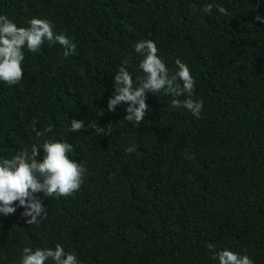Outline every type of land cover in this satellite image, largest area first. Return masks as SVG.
<instances>
[{
    "label": "trees",
    "instance_id": "1",
    "mask_svg": "<svg viewBox=\"0 0 264 264\" xmlns=\"http://www.w3.org/2000/svg\"><path fill=\"white\" fill-rule=\"evenodd\" d=\"M208 3L230 15L204 13ZM0 14L21 27L47 18L77 43L67 58L59 44L25 49L23 79L0 82V156L30 152L51 125L46 136L72 144L87 168L73 195L38 194L39 225L22 207L0 214V264L56 244L82 264H219L223 249L264 264V0H0ZM144 39L171 72L177 58L190 67L199 117L163 93L147 95L140 125L124 120L127 104L107 110L125 60L143 75L134 45ZM73 118L112 124L111 135L69 132Z\"/></svg>",
    "mask_w": 264,
    "mask_h": 264
},
{
    "label": "clouds",
    "instance_id": "2",
    "mask_svg": "<svg viewBox=\"0 0 264 264\" xmlns=\"http://www.w3.org/2000/svg\"><path fill=\"white\" fill-rule=\"evenodd\" d=\"M213 7L222 15H230L220 4L208 3L202 10L211 14ZM256 20L264 23V17L259 14ZM28 25L17 26L6 14H0V82L9 86L18 84L24 77L22 63L25 49L29 53H38L47 42L49 45L59 44L64 49L65 58L76 53L77 43L66 34L57 33L51 20L33 17ZM134 49L143 57L139 63L143 75L134 79L125 60L113 77L114 93L108 100L107 110L114 112L117 105L127 104L124 120L140 125L149 111L147 95L163 93L172 97V107H184L199 117L204 101L202 98L193 99L197 81L190 67L177 58V70L171 72L158 55L156 42L151 39L138 41ZM182 96L185 97L183 100L180 99ZM82 129H92L97 135H111L112 124L100 127L95 120L85 124L84 120L73 118L69 132H80ZM52 131L51 125L42 131L37 130L36 136L43 138V142L33 143L30 152L25 149L11 158L0 156V214L12 215L18 207H22L21 216L25 222L39 225L47 218V210L38 194H43L45 198H60L79 191L87 168L69 155L74 150L72 144L46 136ZM41 150L43 156L38 158ZM136 150L137 146L133 143L125 152L131 154ZM207 247L211 251L215 245L209 243ZM214 258H218L219 264H254L247 254L241 255L229 249L218 251ZM49 261L53 264H82L75 252H65L61 244H56L54 248L38 247L33 250L24 247L22 250L21 264H48Z\"/></svg>",
    "mask_w": 264,
    "mask_h": 264
}]
</instances>
